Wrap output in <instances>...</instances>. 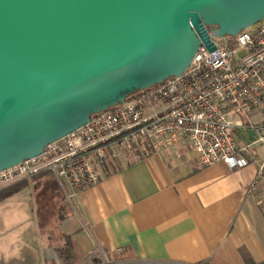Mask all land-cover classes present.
<instances>
[{
    "label": "water",
    "instance_id": "1",
    "mask_svg": "<svg viewBox=\"0 0 264 264\" xmlns=\"http://www.w3.org/2000/svg\"><path fill=\"white\" fill-rule=\"evenodd\" d=\"M263 18L264 0H0V171Z\"/></svg>",
    "mask_w": 264,
    "mask_h": 264
},
{
    "label": "crops",
    "instance_id": "2",
    "mask_svg": "<svg viewBox=\"0 0 264 264\" xmlns=\"http://www.w3.org/2000/svg\"><path fill=\"white\" fill-rule=\"evenodd\" d=\"M260 148L262 153L256 150L262 157L264 145ZM257 169V163L199 166L188 146L177 145L125 162L81 190L73 206L49 174L20 180L24 185L0 201L5 210L0 216V255L13 254L14 247L5 246L7 238H25L27 245L34 234L42 238L37 264H69L57 251L65 237L72 247V264H97L95 257L101 261L102 256L121 254L131 264H246L245 258L260 264L264 171L258 176ZM28 206L30 216L22 218ZM31 224L34 233H25L31 228L11 231ZM18 255H26L31 264L25 246Z\"/></svg>",
    "mask_w": 264,
    "mask_h": 264
},
{
    "label": "built area",
    "instance_id": "3",
    "mask_svg": "<svg viewBox=\"0 0 264 264\" xmlns=\"http://www.w3.org/2000/svg\"><path fill=\"white\" fill-rule=\"evenodd\" d=\"M211 41L215 49L199 45L180 75L92 114L86 124L48 143L39 155L1 170L0 189L46 173L73 206L81 190L129 159L177 145L188 146L199 166L257 163L259 176L264 156L255 145H264V18L234 36ZM247 112L259 120L245 119ZM102 257L97 264H131Z\"/></svg>",
    "mask_w": 264,
    "mask_h": 264
},
{
    "label": "rangeland",
    "instance_id": "4",
    "mask_svg": "<svg viewBox=\"0 0 264 264\" xmlns=\"http://www.w3.org/2000/svg\"><path fill=\"white\" fill-rule=\"evenodd\" d=\"M252 112H247L246 115H243L245 119H248L249 121H252V122H255L257 120H259V117L258 116H255V114H251ZM238 120H242L241 117H237L236 121ZM256 148L257 150L259 151V153H262V150L260 148V145H256ZM130 160H134V159H129L128 161ZM127 161V162H128ZM28 209H25L24 210V214L22 213V218H26L25 215H28L30 216V212H29V209L31 208L30 206L27 207ZM5 212L4 209H0V216L3 215V213ZM50 224H47V226L49 227ZM27 228V229H30V230H26L25 233H28L29 231H32V233H34V227L33 225H22V226H15L14 228H12L11 231L13 232H19L20 230L21 231H24V229ZM7 243L5 244L6 247H14V251H13V254H5L4 255H0V264H2V259L1 258H4L5 259V264H20L19 262L21 263H24V264H27V256H22L21 259H18L20 258V256L18 255L19 251L21 248H23L25 246V251L26 250H29V254L31 256V264H37L38 262V258L40 257V255L38 256V252H37V247L40 248L41 244H42V238L39 237L38 235H34L32 234V236L30 237V240H29V244L26 245L25 241L28 242L27 239H14L12 237H9L7 238ZM11 241V242H10ZM23 241V242H22ZM29 246V247H28ZM20 248V249H19ZM15 252H18V253H15ZM109 261L111 262H121V261H124V260H127V259H124V260H121L119 259L118 257H114V258H108Z\"/></svg>",
    "mask_w": 264,
    "mask_h": 264
},
{
    "label": "trees",
    "instance_id": "5",
    "mask_svg": "<svg viewBox=\"0 0 264 264\" xmlns=\"http://www.w3.org/2000/svg\"><path fill=\"white\" fill-rule=\"evenodd\" d=\"M140 91V90H139ZM139 91H135L134 93H137ZM132 93V94H134ZM131 95V94H130ZM129 95V96H130ZM128 96V97H129ZM130 162V161H129ZM24 185V181H18L14 184H11L9 186H6L4 188L0 189V201H2L3 199H5L6 197L12 195L13 193H15L16 191H18L22 186ZM60 191V190H59ZM60 257H62L67 263L72 264L74 262V255H73V251H72V247L69 241L68 237L64 238V242L63 245L57 249ZM121 260H124L127 256L126 255H119L116 256ZM114 258V257H113ZM108 259V258H107ZM93 262H100L99 258H93L92 259ZM245 263L246 264H255L252 260H250L249 258H245ZM260 264H264V262H261Z\"/></svg>",
    "mask_w": 264,
    "mask_h": 264
}]
</instances>
